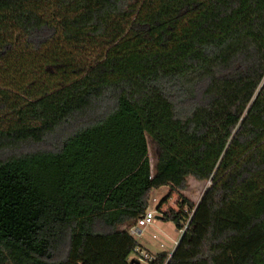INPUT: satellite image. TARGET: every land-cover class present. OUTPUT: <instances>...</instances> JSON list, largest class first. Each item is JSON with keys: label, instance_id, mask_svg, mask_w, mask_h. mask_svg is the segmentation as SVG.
<instances>
[{"label": "trees", "instance_id": "1", "mask_svg": "<svg viewBox=\"0 0 264 264\" xmlns=\"http://www.w3.org/2000/svg\"><path fill=\"white\" fill-rule=\"evenodd\" d=\"M65 125L0 161V264H132L163 187L146 264H264V0H0V150Z\"/></svg>", "mask_w": 264, "mask_h": 264}, {"label": "rangeland", "instance_id": "2", "mask_svg": "<svg viewBox=\"0 0 264 264\" xmlns=\"http://www.w3.org/2000/svg\"><path fill=\"white\" fill-rule=\"evenodd\" d=\"M74 127V126H73ZM72 126H64L58 132L48 136L42 142L27 141L20 143L14 147L0 150V161L5 160L11 156L19 155L23 153L37 152V151H54L64 138V134L73 130ZM149 154L152 166V172H155V166L158 158V148L156 144L148 137ZM210 182L198 181L193 177L188 178L187 189L185 190L184 198L192 199L197 204L200 202L205 191L210 186ZM165 191V190H162ZM162 192L157 194H151L149 206L152 210H155V217L159 214L156 211L157 206L162 199ZM175 195L171 198L174 199ZM177 198V197H176ZM171 201V200H170ZM169 201V202H170ZM191 201V200H190ZM169 204V203H168ZM172 205V201L170 202ZM169 204V205H170ZM176 205V204H175ZM168 206V205H167ZM138 243L139 249L147 250L148 254L155 256L157 254L166 252L172 254L176 248V244L179 242L182 233L178 231L172 222H163L155 218L154 223L142 231L140 235H133ZM138 258L136 253H133L130 257V262ZM139 261V264H146V261Z\"/></svg>", "mask_w": 264, "mask_h": 264}, {"label": "built area", "instance_id": "3", "mask_svg": "<svg viewBox=\"0 0 264 264\" xmlns=\"http://www.w3.org/2000/svg\"><path fill=\"white\" fill-rule=\"evenodd\" d=\"M155 210L152 209H147V211L145 212V214L138 219L136 225L130 230L131 235H140L142 233L143 230H145L147 227L151 226L154 223L155 218ZM187 225H185L184 229L181 230L182 235L184 234V232L187 230ZM178 245V243L176 244V246ZM138 256V258L134 261L138 262V260L140 261H151L153 259V256L148 254L147 252H145L142 249H137V251L135 252ZM172 255H170L171 257Z\"/></svg>", "mask_w": 264, "mask_h": 264}, {"label": "crops", "instance_id": "4", "mask_svg": "<svg viewBox=\"0 0 264 264\" xmlns=\"http://www.w3.org/2000/svg\"><path fill=\"white\" fill-rule=\"evenodd\" d=\"M162 190H165V191H162ZM158 192H162V199L166 196V195H168L169 193H170V188L169 187H163V188H161V189H159V190H154V191H152V195L153 194H157ZM181 194L183 195V196H185V191H182L181 192ZM175 198L174 199H170L171 201H172V205L170 204V202H169V204H168V206L167 207H171V208H174V209H177V202H178V200H179V197L177 196V195H175L174 196ZM177 197V198H176ZM162 199H160V201L162 200ZM195 205H197V203L194 201V200H192V199H190ZM176 204V205H175ZM149 209H151V207L149 206ZM162 221V220H161ZM164 222V221H163ZM125 227H122V229H124ZM133 236V235H132ZM134 237V236H133ZM144 251H147V250H144ZM163 253H166V252H163ZM169 254V253H168ZM170 255V254H169Z\"/></svg>", "mask_w": 264, "mask_h": 264}, {"label": "water", "instance_id": "5", "mask_svg": "<svg viewBox=\"0 0 264 264\" xmlns=\"http://www.w3.org/2000/svg\"><path fill=\"white\" fill-rule=\"evenodd\" d=\"M157 219H158V220H162V216L159 215V216L157 217ZM132 264H135V261H132ZM136 264H139V263L137 262Z\"/></svg>", "mask_w": 264, "mask_h": 264}]
</instances>
